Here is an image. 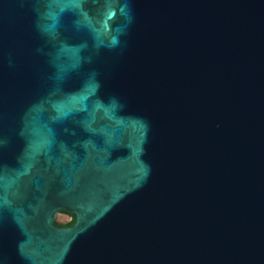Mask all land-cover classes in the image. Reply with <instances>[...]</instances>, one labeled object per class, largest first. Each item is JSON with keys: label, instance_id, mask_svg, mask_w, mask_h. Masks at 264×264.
Wrapping results in <instances>:
<instances>
[{"label": "water", "instance_id": "water-1", "mask_svg": "<svg viewBox=\"0 0 264 264\" xmlns=\"http://www.w3.org/2000/svg\"><path fill=\"white\" fill-rule=\"evenodd\" d=\"M0 264H264V0H0Z\"/></svg>", "mask_w": 264, "mask_h": 264}, {"label": "trees", "instance_id": "trees-1", "mask_svg": "<svg viewBox=\"0 0 264 264\" xmlns=\"http://www.w3.org/2000/svg\"><path fill=\"white\" fill-rule=\"evenodd\" d=\"M59 214H63L65 216H67L68 219L65 220V221H62V222H60L57 219H55V222H56V224L58 226H61V227L70 226V225H72L74 223V220H75V215L74 214H72L70 212H67V211H64V210L60 211Z\"/></svg>", "mask_w": 264, "mask_h": 264}, {"label": "rangeland", "instance_id": "rangeland-1", "mask_svg": "<svg viewBox=\"0 0 264 264\" xmlns=\"http://www.w3.org/2000/svg\"><path fill=\"white\" fill-rule=\"evenodd\" d=\"M55 219H57L58 221L62 222V221L67 220L68 218H67V216H65L63 214H59L58 213Z\"/></svg>", "mask_w": 264, "mask_h": 264}]
</instances>
